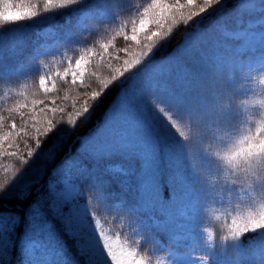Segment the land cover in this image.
Segmentation results:
<instances>
[{
    "label": "trees",
    "instance_id": "trees-1",
    "mask_svg": "<svg viewBox=\"0 0 264 264\" xmlns=\"http://www.w3.org/2000/svg\"><path fill=\"white\" fill-rule=\"evenodd\" d=\"M237 2L224 0L223 5L210 8L194 22L174 28L170 39L150 54L151 64L135 77V82L141 85L146 95L134 110L128 109L130 94H123L124 88L133 81L121 77L105 91L87 119L78 121L75 127L62 126L64 131L57 137L58 148L54 156H34L28 158V165H23L17 157L0 154V182L16 175L17 169L22 175L8 193L0 197V219L18 216L24 221L12 233L10 264H26L21 256L20 241L28 214L37 202L43 217L54 226L58 241L49 240L51 237L48 239L41 233L39 223L34 221L36 231L30 230L24 237V243L30 237L37 242L30 257L33 264H64L58 257V247L62 256L67 258V264H88L76 241L64 231L49 208L50 184H54L53 206L59 209L65 201L72 199H61L55 185L63 184L65 188L70 180L80 189L76 203L80 206L91 204V211L96 212L95 219L100 221L105 233L137 250L141 257L151 258V251L157 250L163 256L174 254L177 258L196 260L207 256L208 264H235L238 257L233 248L230 244L220 243L221 236L226 234L224 223L214 218L221 215L223 209L218 203H210L209 197L215 194L227 201L231 192L230 198L235 204L240 187L226 178L224 170L228 166L223 161L217 164V158L211 156L210 170L209 164L200 158V152L207 148L214 153L222 143L220 135L225 130L238 137L247 128L254 127L261 111L256 101L264 93V86L252 79L257 72L248 73L246 68L244 72L240 70L244 65L264 60V36L257 38L246 31L237 33L247 26L248 20L260 16V13L253 10L237 14L234 8ZM11 3L17 10L23 6L38 15L15 24L0 21V109L3 110L0 115L5 117L0 124V135L10 131L11 119L8 117L12 114L7 111L9 108L17 109L19 104L28 103L29 108L22 109L27 113L33 100L45 99L51 106L52 99L65 103L64 96L69 98L65 103L67 107L80 96L82 89L79 85H72L70 77L65 81L57 74H53L48 82L51 87V82L55 81L53 92L45 94L40 87V72L34 64L43 60L38 50L40 32L46 26H63L71 34V42L66 39V42L62 40L64 45L54 44L60 49V54L53 56L60 63L61 73L67 65L62 62V54L75 60L85 47L101 53L104 61L92 57L84 76L94 89L100 80L109 78L116 69L123 70V61L132 60L139 51L135 42L118 34V26L120 20H126L129 15L138 24L137 10L142 12L151 0H81L77 5L47 12L43 0H11ZM91 6L121 15L114 16L115 20L110 22L93 20L88 28L72 27L81 9ZM131 27L128 23L125 28L129 36ZM154 29V25L149 26V31ZM145 34H141L142 42ZM103 44L109 45L107 51L102 49ZM121 49L128 51L122 52ZM41 75L47 76V73ZM229 80H233L229 83L237 84V87L228 89ZM152 96L192 111L193 117L189 121L191 139L187 141V149L181 146V139L174 130L164 126V118L157 110L158 107H167V103L154 106L149 99ZM222 96L226 97L227 109L218 107ZM244 101H253L248 105L250 120L242 106ZM226 111L231 112L227 119ZM15 119L18 124L23 123L19 115ZM29 135H35L34 130ZM8 142H5V148ZM17 142L20 148L13 147L10 151H18L20 156L26 157L28 148L24 147L22 140ZM127 145L137 148L141 159L116 152L118 147ZM189 164L199 174V179L190 174ZM118 169L122 171H116ZM147 175L154 176L159 197L146 182ZM205 178L215 185L214 190L207 188ZM25 185L26 198L20 199ZM93 188H102L108 194L114 208L111 214L91 199ZM75 195L76 192L72 198ZM213 208L219 210L212 211ZM32 211L38 212L35 208ZM29 219L33 217L30 215ZM208 228L213 230L211 249L204 243L205 229ZM259 236L258 232L246 233L240 243L250 248ZM152 240L159 241L162 247H156ZM243 259L247 264H254V261L259 264V253L254 250Z\"/></svg>",
    "mask_w": 264,
    "mask_h": 264
},
{
    "label": "snow or ice",
    "instance_id": "snow-or-ice-1",
    "mask_svg": "<svg viewBox=\"0 0 264 264\" xmlns=\"http://www.w3.org/2000/svg\"><path fill=\"white\" fill-rule=\"evenodd\" d=\"M79 3H81V0H43V7L47 12L74 6ZM223 3L224 0H151V3H148L142 12L137 10L136 15L139 17L138 24L137 21L132 19L131 15L126 20H120L118 34L123 35L126 40L135 42L139 47V51L134 54L132 60L123 61V70L116 69L115 73L109 78L100 80L94 89L91 84L85 81L84 76L92 57L104 61L101 53L85 47L81 49L79 57L75 60L68 58L65 54L62 62H66L68 67L64 70L62 79L68 81L70 77L72 85L80 86L82 91L79 98L72 100L67 107L65 103L69 101V98L64 96L62 100L65 103L52 99L50 101L51 106L46 103L45 99L33 100L31 108L27 113L22 111V109H28V103L19 104L17 109H7L12 114L8 117L11 119L9 125L10 131L4 135H0V154L4 157H17L23 165H28V158L34 156H54L58 148L57 137L64 131L62 126L75 127L78 121L87 119L95 104H98L103 98L105 91L109 89L113 82L121 77L125 80L133 81L124 88L123 94L126 96L130 94L128 109L134 110L146 95L141 85L135 82V77L151 64L150 54L153 53L154 49L162 46L163 43L170 39L174 28L181 24L186 26L189 22H194L195 18L200 17L210 8L223 5ZM0 5H3V8L0 9V21L5 23L15 24L25 20V18L38 15L36 11L26 9L23 6L17 10L15 5L11 3V0H0ZM234 8L240 15L253 10L260 13V18L255 21L249 20L247 26L242 28V31L254 33L253 29L257 26H259L260 30L264 29V0H261L259 8L245 2V0H238ZM120 15L121 13L119 12L113 13L111 20L114 21V16L119 17ZM128 23L132 25L130 36L125 32ZM150 25H154L155 29L149 31ZM142 33H146L143 35V42L141 41ZM101 47L104 51H107L109 45L103 44ZM121 51L127 52L128 49H121ZM109 67H111V64H109ZM133 68H135V71H133ZM245 68L248 73L253 71L264 72V60H261L258 64L244 65L240 71L244 72ZM91 75L95 76V73ZM57 77H59V73H57ZM231 81L233 80H229L227 83L228 89L237 87V84L233 85L229 83ZM39 84L45 94L53 92L56 88L55 81L51 82V87L47 86L44 75L40 76ZM149 99L154 106L167 103L155 96L149 97ZM251 103L253 101H244L242 104L244 112L248 113L249 120L251 119V111L248 105ZM219 106L227 109L226 97H221ZM261 107H264V104ZM157 110L164 118V126L174 130L181 139V146L187 149V141L191 139L189 121L193 117L192 111L186 106L171 103H167V107H158ZM0 111L3 110L0 109ZM16 115H19L20 120L23 121L22 124L17 123L15 119ZM230 115L231 112L226 111L225 119ZM4 119L5 117L0 115V124L3 123ZM38 124L40 126H37ZM33 130L35 135H29ZM10 138L11 142H8ZM20 140L23 141L24 147L28 148L26 157L20 156L18 151H10L13 147L20 148V143L17 142ZM220 140L222 143L214 153L204 148L200 152V158L209 164L210 170L212 164L211 156L214 155L217 158V164L219 161H223L228 166V169L224 170V174L226 178L231 180V184L240 187V195L238 196V202L235 204H233L230 198L231 192L227 201L215 194L210 196V203H218L220 208L223 209L221 215H216L214 218L222 220L224 223L227 232L225 242L230 244L238 257L235 260V264H247L243 257L254 250L259 253V264H264V119L256 122L254 127L247 128L238 137L233 136L232 133L225 130L220 135ZM30 141L31 143H29ZM5 142H8L7 148H5ZM116 152L130 158L141 159L137 148L132 145L118 147ZM94 155L104 156V154L96 153ZM233 169H235V172L232 171ZM83 170L86 171V169ZM189 170L193 177L200 178L199 174L196 173L190 164ZM116 171H122V169ZM241 172L243 173L242 177L239 175ZM21 176V170L17 169L16 175L7 181L0 182V197L8 193L9 189L19 181ZM145 180L155 191L154 176L147 175ZM69 182L76 190V195L72 200L65 201L59 209L53 206V201L55 200V197L52 195L54 184H50L49 193L51 201L49 208L52 214L63 225L64 231L76 241L80 254L86 257L88 264H146L145 259L139 255L137 250H129L113 245L110 237L101 226L100 221L95 219L96 212L91 211V204L80 206L76 203L81 194L80 189L75 182L71 180ZM205 183L209 190L215 189V185L207 178H205ZM26 189L27 185L20 192V199L26 198ZM55 189L61 191L64 189V185H55ZM91 192V199L96 201L101 209L109 214L114 211L113 205L104 189L93 188ZM155 193L159 197V193L156 191ZM34 208L38 212H33ZM218 210L216 208L212 209V211ZM30 215L33 219H29ZM37 216L38 220L36 219ZM90 220L93 222H90ZM34 221L39 223L41 233L46 234L48 239L51 237L49 240L58 241L54 226L43 217L37 202L28 214L27 226L20 241L26 264H33V262L30 259L28 246L24 243V237L28 235L30 230L32 232L36 231L33 227ZM23 223L24 221L18 216L0 219V247L3 249L0 252V264H4V256L5 254L9 255V249L13 246L12 233L16 232L19 228L18 226ZM197 231H199V227ZM250 232H258L260 234L259 240L250 248H245L240 243L241 237ZM5 237L7 238L6 240ZM151 242L156 247H162L159 241L152 240ZM29 243L34 246L31 251L35 252L37 242L30 237ZM136 243H139V241ZM57 254L59 258L63 259L64 264H67V258L62 256V251L59 247L57 248ZM204 257H199L196 260L197 264H208V260H205Z\"/></svg>",
    "mask_w": 264,
    "mask_h": 264
},
{
    "label": "rangeland",
    "instance_id": "rangeland-1",
    "mask_svg": "<svg viewBox=\"0 0 264 264\" xmlns=\"http://www.w3.org/2000/svg\"><path fill=\"white\" fill-rule=\"evenodd\" d=\"M245 2L254 5L256 8H259V6L261 4V0H245ZM112 15H113L112 13H110L109 11H107L103 8H98V7H94V6L86 7L84 9L82 8L81 12H79L77 19H75V21L72 23L73 24L72 27L81 28V29L82 28H88L89 23L91 21H93L92 19H94V18H97L103 22H110V21H113V20H111ZM259 18H260V16L252 18L250 20L255 21V20H258ZM114 20H115V17H114ZM62 28H64V29H62ZM253 31H254V33H251V34H253V35L255 34V37H257V38H262V36H264V29L260 30V28H255V29H253ZM237 33H243V31L240 30ZM40 34H41V42L39 43L38 52L42 53V54L39 53V55L41 56V58H43V60L34 64V66L37 69V71L40 72V76H41V74H43V72L47 73V76H45V75L44 76L46 77V84L48 86V82L51 81L53 74L59 73V75H61L62 77L64 74V72L61 73L62 71H59V64L60 63H57V58L55 56H53L55 54H60V49L58 47H56L54 44L58 43L60 45H64L62 40L64 42H66L67 41L66 39H68V43L71 42L69 40L71 34H69L68 31L65 30V27H63V26L56 27V26H50V25L45 27L40 32ZM253 35H251V37H253ZM64 56H65V54H62L61 58H64ZM67 67H68V65H66L65 69ZM73 67H74V64H73ZM75 192H76V190L74 189L72 184L70 182H68L66 184L65 188L62 191H60V193H58V195L61 197V199L68 200L69 198L72 199V196L75 194ZM6 239L7 238L5 237V240ZM110 240L113 243V245L116 247H124L126 249L133 250V249L129 248L126 245V243H124L120 239L110 238ZM25 244L28 246L29 253L31 256V253H32L31 249L34 246L32 244H30L29 241H26ZM2 251H3V249H2V247H0V252H2ZM10 253L11 252L9 250V255L8 256L6 255L7 258H5V260H8V261L12 260V254H10ZM151 253L153 254V256L151 258H148L147 256L143 257L146 261V264H156L157 260L164 259V258L170 259L173 262V264H197L195 258H183V259H181V258L175 257L174 254L169 255V256L168 255L163 256V255L159 254L157 250L151 251ZM146 255H149V254H146ZM22 256H23V263H24L25 258H24V255H22ZM7 264H9V262H7Z\"/></svg>",
    "mask_w": 264,
    "mask_h": 264
},
{
    "label": "clouds",
    "instance_id": "clouds-1",
    "mask_svg": "<svg viewBox=\"0 0 264 264\" xmlns=\"http://www.w3.org/2000/svg\"><path fill=\"white\" fill-rule=\"evenodd\" d=\"M252 79L256 81L260 86H264V72H257L256 74L253 75ZM256 104L259 105L261 109V111L258 114L259 115V119L257 120L258 122L259 120L264 119V107H261V105L264 104V93L261 94V98H259L256 101ZM232 171L235 172V169H233ZM239 175L242 177L243 173L241 172ZM205 232H206V236L204 239L205 246L211 249L213 247V241H214L213 230L211 228H208V229H205ZM226 236H227V232L226 234L221 236L220 238L221 245H224L226 243L225 242ZM204 259L208 260V257L205 256ZM156 264H173V262L170 259L164 258V259L157 260Z\"/></svg>",
    "mask_w": 264,
    "mask_h": 264
}]
</instances>
